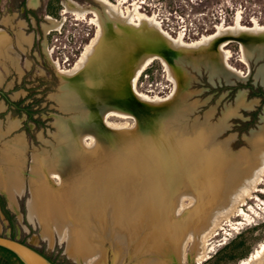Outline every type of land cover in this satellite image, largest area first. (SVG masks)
Returning a JSON list of instances; mask_svg holds the SVG:
<instances>
[{
  "label": "rangeland",
  "instance_id": "obj_1",
  "mask_svg": "<svg viewBox=\"0 0 264 264\" xmlns=\"http://www.w3.org/2000/svg\"><path fill=\"white\" fill-rule=\"evenodd\" d=\"M67 1L0 0V236L55 264H85L70 255L69 240L91 232L97 253L85 259L104 249L96 264H120V253L121 264H139L153 248L149 263L160 264L186 232L174 220L193 228L212 214L221 222L200 264H264V181L230 218L216 207L241 195L264 165L253 142L264 134V55L249 53L264 42H209L235 24L264 26V0H107L130 25L105 21L92 0H72L86 14ZM155 28L186 51L180 67L142 49L162 37ZM222 65L238 78L223 77ZM84 134L96 155L80 144ZM12 174L25 186L13 202ZM169 259L181 264L175 253Z\"/></svg>",
  "mask_w": 264,
  "mask_h": 264
},
{
  "label": "bare ground",
  "instance_id": "obj_2",
  "mask_svg": "<svg viewBox=\"0 0 264 264\" xmlns=\"http://www.w3.org/2000/svg\"><path fill=\"white\" fill-rule=\"evenodd\" d=\"M30 1H33L34 0H30ZM97 1L99 4H101L103 7H104V10H105V13L106 15L110 18L111 21H114V22H117V23H121L123 25H130L128 23V21L120 16L116 10V7H114V5H112L109 1L107 0H95ZM125 2V1H124ZM35 5V4H34ZM67 8L68 9H73L72 11L75 12V13H83V14H86L88 13L87 10L85 9H82L81 7H79L78 4H76L75 2H73L72 0H68L67 1ZM92 9V8H91ZM69 12V11H68ZM98 17H99V23H101L102 21V18L101 16L97 13ZM135 15V14H134ZM95 16V15H94ZM126 16V15H125ZM131 17V16H130ZM134 18V17H133ZM97 19V18H96ZM147 19V18H146ZM64 20V18H63ZM93 20V19H92ZM139 20V19H137ZM62 21V20H61ZM139 22V21H138ZM146 22V21H145ZM160 23V22H159ZM52 24V23H50ZM59 25H62V22L61 23H58V26ZM137 25V24H136ZM51 26V25H50ZM137 27V26H136ZM146 27V26H145ZM49 28V27H48ZM99 28V27H98ZM141 28H144V27H141ZM162 28V27H161ZM219 28V27H218ZM148 29V28H147ZM2 30L0 29V32ZM154 32H157L159 33L161 36H163L164 38H166L170 43L171 45L174 47L176 46V40L171 37L169 34H167L166 32H164L162 29H154ZM2 33V32H1ZM0 33V34H1ZM5 33V32H4ZM3 34V33H2ZM100 34V33H98ZM102 35V34H101ZM245 35H250V36H263L264 35V26L263 25H254V26H245V25H242V24H235L234 26H230V27H227V28H222L220 29L217 33H215L212 37H210V40L209 42H213L215 39H221L220 43H219V46L220 48H222L224 45H226L227 43L231 42V41H235V40H240V41H243V37ZM207 36V35H206ZM1 39H4L3 37L0 36V41ZM207 39V38H205ZM205 39L203 38L204 42ZM181 41V40H180ZM218 41V40H217ZM216 41V42H217ZM1 43V42H0ZM201 43V42H199ZM240 43V42H239ZM1 45V44H0ZM188 45V44H187ZM16 46V45H15ZM189 46V45H188ZM210 46V45H209ZM244 48V47H243ZM179 50V49H178ZM227 51V50H226ZM231 56V55H230ZM148 58V57H147ZM162 58V57H161ZM157 59V58H156ZM223 60V59H222ZM152 61V60H151ZM166 61V60H165ZM162 62V61H161ZM248 63V62H247ZM149 64V63H148ZM163 64V63H162ZM249 65V64H248ZM170 67V66H169ZM170 69V68H169ZM63 72V71H62ZM76 73V72H75ZM138 73V72H137ZM73 74L72 72H67V73H63V75H65L66 77H69V78H72L73 77ZM136 75V74H135ZM139 76V75H138ZM174 77V76H173ZM263 80V83H264V77L262 78ZM137 81V80H136ZM175 83V90L178 91V82H177V79L174 81ZM138 97V99H140L142 102H146V103H150V98H148L147 96H144V95H138L136 93V91L133 89L132 90ZM115 111V110H114ZM108 112V111H107ZM133 117V116H132ZM131 117V118H132ZM103 120V118H102ZM106 122V121H105ZM114 124V123H113ZM120 125V124H119ZM114 129V128H113ZM110 130V129H109ZM113 131V130H112ZM122 132V131H121ZM86 134L82 135L81 136V139H80V144H82L83 147H85L84 149L87 151L86 153H89L88 155L90 154H94L96 153L97 151H92L91 148L87 145L89 144H85V139H86ZM94 137V136H92ZM97 138V137H96ZM253 142H256L259 144V154H260V157L261 158H264V134H257L256 136H253ZM90 139V138H89ZM92 140V139H91ZM97 140H99L97 138ZM79 142V141H78ZM82 149V147H81ZM97 149V148H96ZM95 150V149H94ZM96 155V154H94ZM93 155V156H94ZM86 158V156H85ZM243 159V158H242ZM237 160V159H236ZM240 160V159H239ZM238 160V161H239ZM255 161V160H254ZM249 163V162H248ZM241 164V162H240ZM239 164V165H240ZM242 165H245L244 162H242ZM258 165H259V162H258ZM87 166V163L86 165ZM236 169V168H235ZM238 169V168H237ZM255 170V169H254ZM53 172H56V175L61 179L62 182H64V178L62 176L61 173L57 172V171H53ZM256 173V172H255ZM253 174V173H252ZM14 174L11 175V181L13 183V188H8V195H9V198L11 200V202L14 201L15 199V196L13 194V191L15 192H18V190L16 188H21V189H24V183H21L19 182L18 178H16L15 176H13ZM248 177V176H247ZM253 178V177H250V179ZM249 179V178H248ZM244 180V179H243ZM246 181V179L244 180ZM250 181V180H249ZM264 181V165L262 167L261 170H259L257 172V174L254 176V179L251 180L250 182V185L247 189H245V191L239 195L238 197H235L234 199L233 198H229L227 199L228 197L224 198V199H221L220 201H224L222 203H219L218 205H216V207L219 209V208H222L223 207H226L227 209H225L223 212H222V216L226 217V218H230L232 215L236 214V212L240 211V207H244L245 205H247L248 203V200L252 199L254 197V193L255 192H258L259 191V185ZM21 183V184H20ZM248 183V182H247ZM245 184V183H244ZM20 185V186H19ZM248 185V184H247ZM243 186V184H242ZM216 187V186H215ZM240 188V186H238ZM246 187V186H245ZM131 189V192L135 193V189L134 188H130ZM237 189V188H236ZM242 189V187H241ZM33 190V189H32ZM240 190V189H239ZM221 191H223V188L222 187H218L217 188V193H220ZM241 191V190H240ZM181 192H183L181 195H185L187 194V190L183 189ZM39 193V192H38ZM232 194V193H231ZM230 194V195H231ZM178 196L177 198V202L175 203V207H174V210H175V216L177 217L178 215H183L181 210H183V199H182V196ZM189 195V194H188ZM229 195V196H230ZM194 196V195H193ZM16 200V199H15ZM192 200V199H191ZM187 201V200H186ZM197 201V200H196ZM193 202V201H192ZM195 202V201H194ZM195 204V203H194ZM13 205V204H12ZM192 205V204H190ZM167 206V205H166ZM14 207V206H13ZM169 207V206H168ZM186 207V206H185ZM215 207V208H216ZM214 208V209H215ZM168 209V208H167ZM166 209V210H167ZM165 210V211H166ZM180 210V211H179ZM194 210V209H193ZM192 210V211H193ZM221 210V209H219ZM43 211V210H41ZM45 211V210H44ZM185 212V211H184ZM213 212V211H212ZM216 211H214L213 213H215ZM43 214L46 212H42ZM49 213V212H48ZM51 214V213H50ZM53 216V215H51ZM56 216V214H55ZM50 217V216H49ZM183 217V216H181ZM216 217V216H215ZM212 214L211 216H208L206 215V218H202V220L200 219L199 221L200 224H197L196 226H194L193 228L190 227V223L188 220H186V222H177L178 219L174 220V226L173 228L176 229V231H178L179 234L185 232V235H183L182 237V234H181V240L177 243L172 245V251L169 250V251H165L164 255H160L159 256V259H163V263H160V264H172L171 263V259H169V256L172 254V256H174V253H175V260L173 261V263H175L176 259H178L179 257V260H180V263L181 264H185L186 262H189L190 260H195V262L197 264H200L201 262L203 261H206L208 259V244L210 243V239L213 237L214 235V230L215 228H218L215 227L214 224H216V222L219 224L218 221L220 220H217ZM50 219V218H49ZM56 219L57 216H56ZM222 219V218H221ZM207 221V226L205 229H201L202 226L206 223ZM39 222H40V226L42 228V232L43 234H47V231L45 230V228L43 227L44 226V221L40 220L39 219ZM221 222V221H220ZM176 223V224H175ZM61 225V224H60ZM113 226V224H111ZM214 225V226H213ZM67 226V225H66ZM69 226V225H68ZM114 228H118V227H115L113 226ZM73 228V227H71ZM88 228V227H87ZM72 231V230H71ZM78 231V230H77ZM119 231V230H118ZM75 233V232H74ZM101 234H103V236L105 238L107 237H113V234L111 232L107 233L106 231L105 232H101ZM110 235V236H108ZM107 236V237H106ZM75 237V236H74ZM94 235H92L91 232H88L87 234L85 235H82L80 234L79 237H75L74 239L71 238V240H69V248H70V255L76 259L77 261L78 260H82L85 264H96V263H99V260L101 258L106 260V254H104V249H100L98 250L99 254H95L97 253V251L94 249L96 248L95 244H97V242H95L96 240L94 239ZM103 238V237H102ZM109 239V238H108ZM109 239V240H110ZM50 241V243H52V238H49L48 239ZM64 240V239H63ZM73 240V241H72ZM106 240V239H105ZM72 241V242H71ZM209 242V243H208ZM208 243V244H207ZM161 241L156 245V247L158 248H161ZM177 248V250H176ZM94 250L96 251L94 254L95 255H98L96 256L95 258H98V259H90V258H87L85 259L84 257H86V254L87 256L90 255V254H93L91 251ZM214 249H212L211 251H213ZM87 252V253H86ZM153 253H157V250H154L153 248H150V251L147 253L149 254L151 257L153 256ZM261 254V253H260ZM94 255V256H95ZM102 255V256H101ZM149 255H143L141 256V258H139V264H150L149 263ZM157 256V255H156ZM263 257V255H262ZM72 258V259H73ZM92 258V257H91ZM126 258V255L124 254H119L118 255V258L117 260L119 261V263H123L124 259ZM132 260L133 258L135 257H131ZM253 261H256V256L253 257ZM170 262V263H169ZM191 262V261H190ZM189 262V263H190ZM194 262V261H193ZM243 263V262H242Z\"/></svg>",
  "mask_w": 264,
  "mask_h": 264
},
{
  "label": "water",
  "instance_id": "obj_3",
  "mask_svg": "<svg viewBox=\"0 0 264 264\" xmlns=\"http://www.w3.org/2000/svg\"><path fill=\"white\" fill-rule=\"evenodd\" d=\"M92 1L100 7L98 11L100 12V14H102L103 19H105V21L107 22H112L110 18L104 12V7L101 4H99L97 1L95 0H92ZM243 38L245 41L250 40L251 42H255V43L261 42L262 44V42H264L263 36L262 37L261 36H250L249 38L247 36H244ZM259 47H260V44L258 47L255 46L254 49L251 50V52H249L251 53L250 57L251 58L253 57L255 61H259L264 55L262 52V50L264 49L261 50ZM142 49L147 54L158 53L164 56L166 60L168 61V63L172 65L173 67H180V65L183 64V62L185 61L186 51L184 50L180 51L178 49H175L171 45V43L163 36L159 37L158 39H153V40L150 39L149 41H146V43L142 45ZM260 69L261 67L258 69V72L260 71ZM221 74L227 80H229L231 77L238 78L237 74L227 71L224 66L221 69ZM63 76L66 77L65 75ZM66 78H69V77H66ZM257 80H260V82L262 83V79L259 78L258 73H257ZM0 247L12 252L23 264H55L53 261H51L49 258H47L45 255H43L41 252H39L37 249H35L31 245L27 243H23L17 239H13V238L6 237V236H0Z\"/></svg>",
  "mask_w": 264,
  "mask_h": 264
},
{
  "label": "trees",
  "instance_id": "obj_4",
  "mask_svg": "<svg viewBox=\"0 0 264 264\" xmlns=\"http://www.w3.org/2000/svg\"><path fill=\"white\" fill-rule=\"evenodd\" d=\"M0 203L5 210L4 198L0 195ZM6 214L7 211H6ZM0 263L1 264H23L12 252L0 247Z\"/></svg>",
  "mask_w": 264,
  "mask_h": 264
},
{
  "label": "crops",
  "instance_id": "obj_5",
  "mask_svg": "<svg viewBox=\"0 0 264 264\" xmlns=\"http://www.w3.org/2000/svg\"><path fill=\"white\" fill-rule=\"evenodd\" d=\"M7 42H9V41H7ZM5 43H6V42H5ZM9 43H10V42H9ZM9 43H8V44H9ZM8 44L6 43V46H8Z\"/></svg>",
  "mask_w": 264,
  "mask_h": 264
}]
</instances>
